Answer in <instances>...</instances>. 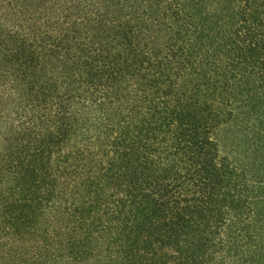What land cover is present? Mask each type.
Returning a JSON list of instances; mask_svg holds the SVG:
<instances>
[{"label": "trees", "instance_id": "1", "mask_svg": "<svg viewBox=\"0 0 264 264\" xmlns=\"http://www.w3.org/2000/svg\"><path fill=\"white\" fill-rule=\"evenodd\" d=\"M0 264H264V0H0Z\"/></svg>", "mask_w": 264, "mask_h": 264}]
</instances>
